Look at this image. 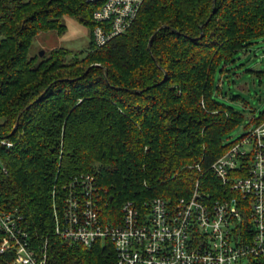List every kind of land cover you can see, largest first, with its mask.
<instances>
[{
  "label": "trees",
  "instance_id": "trees-1",
  "mask_svg": "<svg viewBox=\"0 0 264 264\" xmlns=\"http://www.w3.org/2000/svg\"><path fill=\"white\" fill-rule=\"evenodd\" d=\"M93 10L86 0H0V141L11 144L0 143V211L21 217L47 264H116L108 239L85 247L54 233L62 187L81 175L94 178L102 223H117L126 202L174 206L196 183L206 203L223 198L210 167L244 116L219 101L216 77L264 37V0H145L101 48L90 37L84 53L34 50L40 33L64 32L65 16L91 34ZM14 260L0 254V264Z\"/></svg>",
  "mask_w": 264,
  "mask_h": 264
},
{
  "label": "built area",
  "instance_id": "built-area-1",
  "mask_svg": "<svg viewBox=\"0 0 264 264\" xmlns=\"http://www.w3.org/2000/svg\"><path fill=\"white\" fill-rule=\"evenodd\" d=\"M86 2L94 7L91 38L98 49L132 26L145 0ZM0 143L11 146L7 140ZM210 170L224 189L221 200L206 203L196 183L192 197L174 206L155 198L141 212L124 203L115 224L101 222L104 206L98 203L94 178L81 175L62 187L54 233L85 247L108 239L116 264H264V119L250 124ZM20 220L15 212L0 211V254L13 250V264H47L45 246L39 253L31 248L17 226Z\"/></svg>",
  "mask_w": 264,
  "mask_h": 264
},
{
  "label": "rangeland",
  "instance_id": "rangeland-1",
  "mask_svg": "<svg viewBox=\"0 0 264 264\" xmlns=\"http://www.w3.org/2000/svg\"><path fill=\"white\" fill-rule=\"evenodd\" d=\"M61 23L64 32L61 35L40 33L33 41L34 50L41 49L45 53L52 48H66L75 54L84 53L91 37L89 27L70 16L63 17ZM245 52L236 54L235 62L228 66L227 78L222 80L216 77L222 93L218 95L219 101L244 116L243 122L226 136L225 144L238 139L249 127L252 117L257 118L264 111V37L255 41ZM253 72H260V77ZM233 96L240 99L234 100Z\"/></svg>",
  "mask_w": 264,
  "mask_h": 264
},
{
  "label": "water",
  "instance_id": "water-1",
  "mask_svg": "<svg viewBox=\"0 0 264 264\" xmlns=\"http://www.w3.org/2000/svg\"><path fill=\"white\" fill-rule=\"evenodd\" d=\"M151 42H152V40H150L149 45L151 44ZM43 55H44V51H40V52H39V56L42 57Z\"/></svg>",
  "mask_w": 264,
  "mask_h": 264
}]
</instances>
